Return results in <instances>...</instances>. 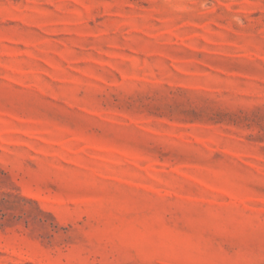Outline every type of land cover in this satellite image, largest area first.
I'll return each instance as SVG.
<instances>
[{
    "label": "rangeland",
    "instance_id": "374dc122",
    "mask_svg": "<svg viewBox=\"0 0 264 264\" xmlns=\"http://www.w3.org/2000/svg\"><path fill=\"white\" fill-rule=\"evenodd\" d=\"M0 264H264V0H0Z\"/></svg>",
    "mask_w": 264,
    "mask_h": 264
}]
</instances>
